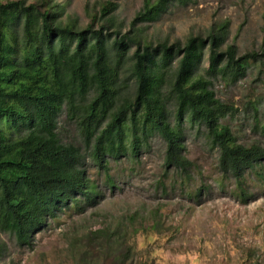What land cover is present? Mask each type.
Returning a JSON list of instances; mask_svg holds the SVG:
<instances>
[{
  "label": "trees",
  "instance_id": "1",
  "mask_svg": "<svg viewBox=\"0 0 264 264\" xmlns=\"http://www.w3.org/2000/svg\"><path fill=\"white\" fill-rule=\"evenodd\" d=\"M174 2L190 0H143L123 32L113 3L101 4L82 28L49 0L0 1V231L17 245L32 248L34 236L58 213L82 214L104 199L88 177L86 157L112 188L110 160H136L157 136L165 145L164 169L190 180L194 164L184 154V123L204 128L208 146L218 152V172L234 182V197L241 204L251 200L245 176L262 169L264 147L240 144L222 124L233 106L215 97L211 78L235 83L257 54L238 55L226 44L227 22L213 23L205 38L191 36L182 46L154 45L137 26L156 22ZM61 114L82 148L61 140ZM256 128L264 137V121ZM135 216L113 230L86 233L80 239L85 251L75 261L147 264L135 260L137 233L127 232ZM157 225L153 219L150 227ZM6 252L0 243V259Z\"/></svg>",
  "mask_w": 264,
  "mask_h": 264
},
{
  "label": "rangeland",
  "instance_id": "2",
  "mask_svg": "<svg viewBox=\"0 0 264 264\" xmlns=\"http://www.w3.org/2000/svg\"><path fill=\"white\" fill-rule=\"evenodd\" d=\"M49 1L77 17L82 28L101 4L113 3V16L123 32L130 29L143 4V0ZM222 22L228 25L226 44L235 45L238 55L257 54V62L251 63L245 76L235 83L211 78L215 97L233 106L232 115L221 122L229 126L240 144L264 147V137L256 128V121H264V0L174 2L156 22L137 27L154 45L167 41L182 46L191 36L205 38L213 23ZM206 67L207 52L201 70ZM58 121L61 140L82 148L81 138L64 114ZM183 129L184 154L194 164L190 180H181L164 169L165 145L157 136L149 139L136 160H110L112 188L91 157H86L88 177L104 199L82 214L74 209L58 213L34 236L32 248L17 245L12 235L0 231V243L7 248L0 264H78L75 258L85 251L82 236L104 227L113 230L119 223H129L127 218L134 214L133 227L127 232L137 233L134 245L139 263L264 264V164L256 173L246 174L251 200L241 204L233 194L234 182L224 180L217 170L218 152L208 146L204 128L184 123ZM153 219L156 228L150 227Z\"/></svg>",
  "mask_w": 264,
  "mask_h": 264
}]
</instances>
